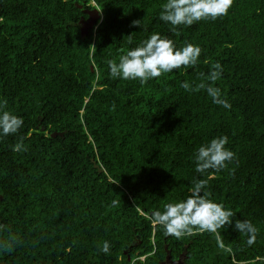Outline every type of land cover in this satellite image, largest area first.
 Wrapping results in <instances>:
<instances>
[{"label": "trees", "instance_id": "16d2710c", "mask_svg": "<svg viewBox=\"0 0 264 264\" xmlns=\"http://www.w3.org/2000/svg\"><path fill=\"white\" fill-rule=\"evenodd\" d=\"M165 2L0 0V102L23 120L0 134V264H159L167 252V264H264V0H233L227 15L175 30L159 18ZM95 5L102 18L82 34ZM155 33L199 46L197 64L143 85L112 78L107 62ZM216 62L230 108L181 87ZM221 136L235 158L197 172V150ZM200 179L235 214L220 241L176 238L152 220ZM236 219L255 226L253 243Z\"/></svg>", "mask_w": 264, "mask_h": 264}, {"label": "clouds", "instance_id": "9594fccd", "mask_svg": "<svg viewBox=\"0 0 264 264\" xmlns=\"http://www.w3.org/2000/svg\"><path fill=\"white\" fill-rule=\"evenodd\" d=\"M233 0H166L161 6L160 19L170 23L175 30L176 26H191L193 23L206 19H216L227 15ZM97 10H99L97 8ZM139 25L140 21H133ZM129 43H131V35ZM95 47V45H91ZM201 54V48L187 43L177 49L172 40L162 38L159 33L152 34L144 40L141 46L127 51L119 57V62L109 60V74L112 78L124 80H139L141 85L148 80L170 73L174 69L189 67L197 64ZM222 66L219 62L212 65L210 73L192 88L188 82H183L181 87L186 91L205 90L213 103L230 108L231 105L222 96L221 89L214 86L222 74ZM203 77V74H201ZM205 80L208 83H205ZM7 101L0 102V134L8 136L15 134L23 126L22 118L6 110ZM227 136L211 139V141L199 147L195 154V170L205 173L208 170L220 171L235 158V154L227 149ZM13 151H23V141L17 142L12 147ZM207 180L200 179L194 182L190 189V195L186 200L166 203L163 211L152 214L153 223L162 226L167 235L181 238L185 235H196L204 232L216 234L220 241L219 229L233 224L234 213L227 210L220 203L209 199V193L203 191L207 187ZM116 201H113L115 204ZM234 228L242 234L249 236L248 243L254 242L256 228L248 220L236 219ZM223 247V244H220ZM6 251L11 250V245L5 246ZM102 252L107 254L110 244L105 241Z\"/></svg>", "mask_w": 264, "mask_h": 264}, {"label": "water", "instance_id": "95a60500", "mask_svg": "<svg viewBox=\"0 0 264 264\" xmlns=\"http://www.w3.org/2000/svg\"><path fill=\"white\" fill-rule=\"evenodd\" d=\"M78 5L81 6V4ZM97 8V5L91 8H84V11L88 14V17L86 19L80 20V29L82 34L86 33L90 27H95L101 20L102 13L100 10H97ZM91 160L93 161L94 167H96L98 171L103 169L102 166L94 160V158H91ZM169 261H171V259L169 257V253L167 252L165 258L161 260L159 264H167Z\"/></svg>", "mask_w": 264, "mask_h": 264}, {"label": "bare ground", "instance_id": "6f19581e", "mask_svg": "<svg viewBox=\"0 0 264 264\" xmlns=\"http://www.w3.org/2000/svg\"><path fill=\"white\" fill-rule=\"evenodd\" d=\"M97 7H98V6H97ZM98 8H99V7H98ZM99 10H100V8H99ZM100 12H101V11H100ZM101 18H102V16H101ZM96 26H97V25H96ZM96 26H95V27H96Z\"/></svg>", "mask_w": 264, "mask_h": 264}]
</instances>
